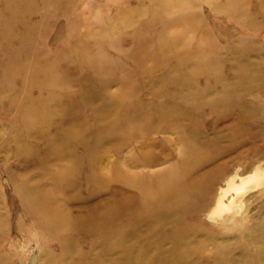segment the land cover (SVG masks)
I'll use <instances>...</instances> for the list:
<instances>
[{
	"label": "rangeland",
	"instance_id": "obj_1",
	"mask_svg": "<svg viewBox=\"0 0 264 264\" xmlns=\"http://www.w3.org/2000/svg\"><path fill=\"white\" fill-rule=\"evenodd\" d=\"M52 1L60 2V8L34 0L15 9L11 0H0V264H264L257 259L264 254V81H241L242 69H264V12L251 27L215 10L225 0H198L192 11L193 28L188 31L179 23L164 32L156 17L174 18L176 14L162 11L158 0ZM248 2L254 12L264 0ZM13 8L15 14L10 16ZM9 17L12 22L4 29ZM150 21L156 23L152 32H161L166 40L185 33L190 50L200 43L206 26L225 49L218 55L221 69L192 80L195 83L180 94L177 105L186 107L192 116L182 120L180 129L136 139L123 135L113 142L99 140V162L93 168L92 161L78 160L85 154L80 140L93 148V135L107 132L113 102L122 99L118 97L121 85L106 86L104 99H94V106L107 101L104 113L87 103L76 105L80 87L105 82L110 76L104 67L131 49L133 36ZM4 33L12 34L10 42L3 39ZM20 45L26 49L20 53V65L12 62L13 66L10 51ZM31 61L36 67L27 78L25 65ZM144 76L147 85L133 84L144 89L129 98L133 106L152 112L171 102L168 94L177 90L175 86L165 87L156 72ZM200 89L206 93L197 97ZM67 107L72 113L65 112ZM239 117L249 125L246 130L234 128ZM49 133L63 139L47 145ZM116 141L124 143L119 151L112 148ZM214 141L218 142L212 147ZM146 144L151 146L156 165L126 167V176L155 183L159 174L173 168L181 174L183 164L194 160V148L189 145L195 144L200 156L209 157L208 151L214 159L193 177L201 181L198 175L212 172V180L187 202L156 197L159 201L154 199L153 211L162 227L154 236L148 229L139 230L138 218L129 216L106 239L104 232H93L87 221L101 215V204L121 188L136 197V188L124 181L120 157L131 165L130 158L141 154ZM54 162L57 171L48 170L52 174L46 175L45 168ZM259 167L261 172H256ZM67 170L69 182H63L66 188L60 195L52 188L51 177ZM238 171L256 186L244 194L239 215L232 220L229 215V219L208 218L215 195L228 187ZM43 195H49L50 203L61 201L70 220L64 230L45 229L37 211L28 208V202ZM94 208L99 209L92 215ZM122 233L125 238H120Z\"/></svg>",
	"mask_w": 264,
	"mask_h": 264
},
{
	"label": "bare ground",
	"instance_id": "obj_2",
	"mask_svg": "<svg viewBox=\"0 0 264 264\" xmlns=\"http://www.w3.org/2000/svg\"><path fill=\"white\" fill-rule=\"evenodd\" d=\"M11 1L14 8L17 9L21 5H30L34 0ZM40 1L44 5L54 4L57 6L60 4L58 1L53 3L52 0ZM158 1L160 2H158V6L160 9H163L162 11L168 13L169 10L172 14H176L174 18L170 16L161 18L156 17L158 19V23L164 28V32L167 29L169 30L171 26L178 25L179 23H183L185 29L188 31L195 26L196 20L194 21L191 17L193 8L198 0ZM57 7L60 8L59 5ZM215 7L216 11H225V13H227V18L237 22H242L244 25L251 27L256 24V16L263 14L264 12V3L253 12V7L249 4L248 0H225L223 4H217ZM14 8L12 12H10V16H14ZM153 18L155 19V17ZM155 20L152 19V21ZM11 22L12 18L9 17V19L4 23V29L8 28ZM145 26H147L145 30H143L142 27L141 30L138 29L136 35L133 36L131 40V49L123 52L122 57H118L115 60L110 59L109 66L106 68L104 67V72L110 76L105 82H102L99 84V86L81 85L80 87L81 90L79 96L77 97L78 99H76V105L80 103H87L91 105L92 108L96 109L97 112L101 111L100 113L106 112L104 107L106 108L107 101L104 102L102 100L103 103L100 104L101 106H94L95 102L93 101L97 98L104 99V90L106 89V86L120 84V92L122 95L120 94L118 97L122 96V99H125L124 96H126L127 98L125 99L127 100V103L121 98L120 102H113L114 107H112V110H110L109 113L112 115V120L107 124V132L104 131L103 133L93 135L92 141H94V149L92 146H87L85 139L80 140L81 142L79 144L84 147L85 154H83L78 160L81 161V159H88L89 161H92L91 164L93 168L96 167L95 161H98L97 159L99 158V154H97L96 151V147L99 145V140L107 138L113 142L114 139L123 135H130L131 138L136 139L139 137V135H144L147 133L158 134L177 130L178 128L180 129L183 119L192 118V116L187 113L188 109L186 107L179 108L177 105L180 94L189 87L188 84L191 83L192 80L206 78L211 75L212 71L219 72L221 69V64L218 62V55L220 52H222V50L225 49L220 48L218 43L213 40V37L206 26H203L202 35L199 37V40H201L200 43L198 42L196 47L192 50L189 49L188 43L190 39L188 40V38H186L187 35L185 33L175 36L173 40H166L162 37L163 35L161 32H152L156 26L155 22L150 21V23L146 24ZM157 26L158 28L160 27L158 24ZM11 36L12 34L7 33L2 35L3 39L7 42H10ZM118 46H121V44H118ZM25 49L26 48L23 45H20L15 46L14 50L10 51V60L12 65V62H14L16 65H20L18 59L20 53L25 51ZM126 62H130L131 64L126 65ZM25 66L27 69L25 76L30 78V74L33 72V67H36V63L31 61V63H28ZM146 72H156L160 74L159 79L162 80L165 87L175 86L177 88L173 94H168L171 97V99H169L171 102L167 103L165 106L154 108L152 112L148 111V108L143 106H133L129 99L133 95H138L143 89V87L139 89L133 84L140 83L142 84L141 86H143V84L144 86L148 84L143 81L145 79L144 75ZM173 72L175 73L174 76ZM241 73V81L244 83H246L247 80L249 82H257L259 78L260 80L263 79L264 81V69L252 71L251 69L246 68L242 69ZM156 78H158V76L152 77L151 80H156ZM25 82L27 83L28 80H25ZM205 90L207 91L208 89L206 88ZM206 91L204 92V90L200 89L196 94L197 97L198 95L202 97ZM189 105L194 107L191 104ZM65 112L72 113V108L67 107ZM241 123L243 125L245 124V126H241ZM248 127L249 125L245 122L244 117H239L237 124L234 126L237 131L246 130ZM247 132L249 131H246V133ZM45 138L48 145L50 144V141L59 140L62 138V136L55 133L50 135L49 133L46 134ZM184 139V144L187 145L188 140H186V138ZM216 142L214 141L212 143V147L217 144ZM117 143L118 142L116 141L112 145V148L115 151L121 150L122 145L124 144ZM189 146L194 148V160L192 161V164L188 161L185 162L183 164V169L185 171L181 172V174L176 168H173L171 171L162 172L159 174L158 180L155 183H148L145 180L142 181L140 177L134 180L130 178V176H126V173H128L127 169L130 167L151 168L156 165L157 161L152 159V153L150 150L151 146L149 144L143 146L141 154L135 156L133 155L130 158L132 166L128 164L125 159L120 157L124 168H122L123 176L127 178L124 181L130 186L136 188L135 191L137 195L136 197H130L122 188L113 192V197H110V199H105V201L100 206V209L103 208V213L97 217L96 215L93 216V221L88 219L87 223L92 226L93 232L100 230L104 232L105 238L108 239L112 233H115V228H118L120 222L129 216H134L138 218L140 223L139 230L141 228H144V230L148 229L147 231H150L152 236H154V234L162 227V223L160 220H157V216L154 215L153 211L155 204H157L160 198L162 200H167V202L169 199L174 201L176 198L180 201L186 200L187 202L189 197L195 198L196 195L200 193L203 186L207 185L210 183V180H212V172L209 175H198L201 176V181H198L196 176L195 179L193 177V174H197L196 170L200 169L201 166L208 163L209 161H213L214 158L212 154H209L208 151H206L205 153L209 155V157L205 155L200 156L199 149L195 146V144H190ZM48 148L47 152L49 153ZM56 164L57 163L54 162L47 165V167L45 166V174L50 175L52 172L50 173L49 171H57L55 166ZM114 165L117 166L116 163ZM259 168L255 169L256 172H261V168ZM216 169L219 170V167H216ZM68 172V170L61 171V173L57 172L56 174L58 176H56L54 173L51 177L54 181L52 188L55 187V189L58 191L57 193L60 195H62V193L65 191L64 189L66 188V185H64L63 182H69V180H67ZM184 174L186 175L185 178H187L185 182L182 180ZM242 176L243 175H241L239 171L235 172L228 183V187L226 189L219 190L218 196L216 197L217 194L215 195L214 201L212 203V212L207 215L208 218L215 220L216 218L220 217L227 218V215H229L232 220V218L236 217L238 210L242 205L241 203L244 194L247 190L256 187L254 186L255 184L251 185V183H248V181H250L249 177L246 179L242 178ZM115 178L121 181L118 175H116ZM207 178H210L208 179L207 183H202ZM232 192L235 194L233 197L230 195ZM43 196L45 198L39 196L35 200L28 202V208L37 211L40 219L44 223L45 229H55L59 231L64 230L70 225V220L68 219L69 217L67 212L63 209L61 201L57 199L55 202L53 201L50 203V201L47 200L49 199V195ZM156 197H159V199ZM155 198L157 202L154 201ZM225 200H228L227 204H225ZM183 205V208L187 206L186 203ZM98 209L99 208H94V210L91 211L92 215L98 212ZM159 222L161 224H159ZM120 238H125L123 233L122 235L120 234ZM257 259L260 263H264V254H259Z\"/></svg>",
	"mask_w": 264,
	"mask_h": 264
}]
</instances>
